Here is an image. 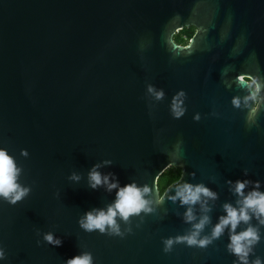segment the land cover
<instances>
[{
  "label": "water",
  "instance_id": "water-1",
  "mask_svg": "<svg viewBox=\"0 0 264 264\" xmlns=\"http://www.w3.org/2000/svg\"><path fill=\"white\" fill-rule=\"evenodd\" d=\"M177 13L186 27L169 24ZM192 25L208 33L187 55L173 37ZM243 73L264 84V0H0V146L22 169L19 182L31 187L16 205L0 200V264H65L82 252L95 264H233L227 231L207 248L163 251L165 239L189 233L205 213L197 203V219L185 222L189 206L168 198L173 183L156 203L154 181L179 168L181 183L218 194L208 200L201 236L211 234L225 203L236 204L228 180H258L264 191V101L248 124L254 101L236 80ZM149 84L164 98L149 94ZM180 89L187 112L176 120L170 104ZM96 164L121 186L150 188L151 213L128 223L117 217L123 238L80 227L87 211L115 199L116 189L89 186ZM47 232L62 245L45 242ZM260 232L250 260L264 259V226Z\"/></svg>",
  "mask_w": 264,
  "mask_h": 264
},
{
  "label": "clouds",
  "instance_id": "clouds-1",
  "mask_svg": "<svg viewBox=\"0 0 264 264\" xmlns=\"http://www.w3.org/2000/svg\"><path fill=\"white\" fill-rule=\"evenodd\" d=\"M193 15H198V12L194 10ZM182 20L183 17L177 13L172 17L169 24H179L182 27H186ZM177 31H180V29H177ZM191 31L193 38L186 44L179 46V50H182L187 55L192 54L193 44L197 36L207 35L208 27L205 25H192ZM226 35L227 31H225L222 39ZM244 40L245 38L240 37L235 49H239ZM172 45L175 49H178L173 43ZM176 54L179 55V52H176ZM236 80L249 90V98L254 101L247 118V123L253 124L255 123L260 103L264 101V97L260 95L262 89H264V84L260 82L258 77L249 73L237 75ZM147 91L157 100L163 99L165 95L162 88L157 89L151 84L148 85ZM186 97L187 93L183 89L174 94L170 104L173 119L179 120L186 114L187 107L184 104ZM232 103L235 107H239L240 99L234 97ZM193 120L199 121L200 114L195 113ZM21 155L27 156V150L22 149ZM103 163L110 164L111 161H104ZM101 166V164H96L90 169L88 173L89 186L95 189L103 184L106 185L109 191L116 189L115 199L106 209L87 211L79 220V224L87 232L99 230L101 234L107 233L123 238L124 233L121 232L117 217L128 223L130 217L139 216L142 212L145 214L151 213L153 211L151 207L153 202L145 198L150 192V188L146 185L139 186L134 181L121 186L114 174L102 175L98 171ZM177 166L182 168V165ZM21 172L22 169L18 166L16 158L9 153L6 147L0 146V200H4L10 205H16L30 194L31 187L24 186L19 182ZM246 175L247 172H245ZM70 179L78 181L80 177L73 173ZM181 181L180 177L176 178V181L171 185L176 188L175 194L168 198L174 202L179 199L181 205L189 206L184 214L185 222L192 223L197 219L192 207L197 203L200 204L201 211L205 214L199 218L198 222L192 224V230L189 233L165 239L163 241V251L165 253L171 252L174 244H184L189 248H207L227 231L228 244L226 247L228 252L236 258L233 264H264V259L260 257L250 260L255 246L261 240L260 226H264V191L260 190V182L248 179L228 180L227 183L230 185L231 191L238 197L236 204L234 206L231 203H225L223 205L224 215L218 217V222L213 226L211 234L201 236V232L210 222V217L207 215L211 211L208 206V200L217 199L218 194L204 184L193 185L187 182L181 183ZM154 184L158 191L156 203H161L168 189L163 188L160 181H154ZM249 185L252 186L251 190L246 192L245 190ZM253 219L256 220V224H252ZM242 223L247 225V227L238 232L237 228ZM128 231L131 232V229L129 228ZM43 239L48 244L56 247L61 246L63 243L60 237L55 236L51 232L44 233ZM5 257V249L0 247V261H3ZM65 264H95V260L91 252H82L79 255L65 259Z\"/></svg>",
  "mask_w": 264,
  "mask_h": 264
},
{
  "label": "trees",
  "instance_id": "trees-1",
  "mask_svg": "<svg viewBox=\"0 0 264 264\" xmlns=\"http://www.w3.org/2000/svg\"><path fill=\"white\" fill-rule=\"evenodd\" d=\"M193 33L191 31V27L186 29H182L179 32H177L173 40L178 45L186 44L192 37ZM181 170L179 168H169L167 169L159 178L157 181H160V183L163 185V188H167L169 185L174 183L176 181L177 177H180Z\"/></svg>",
  "mask_w": 264,
  "mask_h": 264
},
{
  "label": "flooded vegetation",
  "instance_id": "flooded-vegetation-1",
  "mask_svg": "<svg viewBox=\"0 0 264 264\" xmlns=\"http://www.w3.org/2000/svg\"><path fill=\"white\" fill-rule=\"evenodd\" d=\"M172 168V167H171Z\"/></svg>",
  "mask_w": 264,
  "mask_h": 264
}]
</instances>
